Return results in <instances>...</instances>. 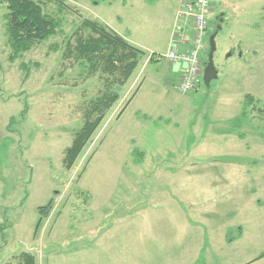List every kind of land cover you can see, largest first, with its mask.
I'll use <instances>...</instances> for the list:
<instances>
[{
	"label": "rangeland",
	"instance_id": "rangeland-1",
	"mask_svg": "<svg viewBox=\"0 0 264 264\" xmlns=\"http://www.w3.org/2000/svg\"><path fill=\"white\" fill-rule=\"evenodd\" d=\"M182 3L66 0L62 33L11 62L0 0V264L21 253L36 264H264V124L233 123L246 95L264 105V0H210L205 42L220 28L218 75L187 94L178 88L183 65L161 57ZM83 20L145 56L67 171L64 150L101 89L61 59ZM118 197L131 199L133 218L94 241L89 225ZM89 244L102 246L84 252Z\"/></svg>",
	"mask_w": 264,
	"mask_h": 264
},
{
	"label": "trees",
	"instance_id": "trees-1",
	"mask_svg": "<svg viewBox=\"0 0 264 264\" xmlns=\"http://www.w3.org/2000/svg\"><path fill=\"white\" fill-rule=\"evenodd\" d=\"M1 2L6 8L3 16L4 35L10 49L8 59L11 62H15L23 54L57 36L59 32L61 34L63 26L61 17L70 12L65 5L66 0H1ZM47 4L56 6L54 15L45 12ZM65 38L61 55L63 64L69 63L68 68L77 65L82 70L81 75L84 78H97L101 83L98 95L84 104L81 110L82 124L74 132L70 145L64 150L62 164L64 169L69 171L106 115L118 102L120 89L130 80L145 53L107 25L96 20L81 21L74 32ZM206 45L207 54L209 43ZM205 57L203 69L207 64ZM150 58L153 61L154 54ZM200 83L201 78L197 86ZM240 114L233 123H239L250 116L255 123L264 124V105L250 94L244 97ZM237 136L243 138L240 133ZM133 155L136 162H139L143 153L135 149ZM50 206L51 203L39 208V214L48 213ZM263 257L264 253L259 256V258ZM16 261L17 264H36L35 257L29 253H21L16 257Z\"/></svg>",
	"mask_w": 264,
	"mask_h": 264
},
{
	"label": "built area",
	"instance_id": "built-area-1",
	"mask_svg": "<svg viewBox=\"0 0 264 264\" xmlns=\"http://www.w3.org/2000/svg\"><path fill=\"white\" fill-rule=\"evenodd\" d=\"M210 0H183L176 13L167 52L161 56L169 63L183 65L179 91L190 93L203 73V58L207 50Z\"/></svg>",
	"mask_w": 264,
	"mask_h": 264
},
{
	"label": "crops",
	"instance_id": "crops-1",
	"mask_svg": "<svg viewBox=\"0 0 264 264\" xmlns=\"http://www.w3.org/2000/svg\"><path fill=\"white\" fill-rule=\"evenodd\" d=\"M172 28H173V26H172ZM170 39H171V33H170V37H169V40L167 43V50L169 47ZM130 43L132 45L140 48L134 42H130ZM182 72H183V69H182ZM91 200H93V199L92 198H85L84 199L86 204H89L90 203L89 201H91ZM130 200H131L130 198H125V197L124 198L118 197V198H107V199H105L103 204H108V205L115 204V206L107 207L106 209H103V213L101 214V218L99 219L100 222L95 223V225H92V224L89 225V227H88L89 233L91 236H93L94 241L96 240V236H98L101 232L102 233L104 232V234H108L110 231H113V230L120 231L119 229L122 228L125 225V222L127 221L126 218L129 219V222L131 221V219L133 218V215H134L133 213L135 211V208H132L128 205L131 202ZM122 205H126V206H122ZM59 215H60V213L58 214V216ZM88 220H90V219H84L83 220L85 226H87ZM90 226L91 227L93 226L95 228H93V227L91 228ZM100 246H102V245H99V244L91 245V244H89V245H85V247H84L85 250L84 249L83 250H84V252L85 251L87 252V251L91 250L89 248L96 247V249H99ZM83 250L81 249V246H79L78 249L74 253L77 254ZM62 255H63L62 252H59L57 256L62 257ZM14 258H16V257H14ZM63 258H66V257H63ZM35 261H36V258H35Z\"/></svg>",
	"mask_w": 264,
	"mask_h": 264
},
{
	"label": "water",
	"instance_id": "water-1",
	"mask_svg": "<svg viewBox=\"0 0 264 264\" xmlns=\"http://www.w3.org/2000/svg\"><path fill=\"white\" fill-rule=\"evenodd\" d=\"M220 28L216 29L215 33L209 38V52L207 56V64L203 70L202 80L203 84L208 87L211 81L217 78L218 72L214 65V52L216 51L215 38Z\"/></svg>",
	"mask_w": 264,
	"mask_h": 264
}]
</instances>
